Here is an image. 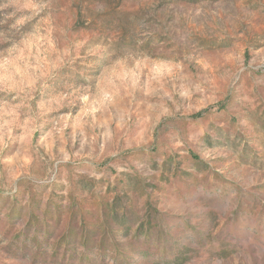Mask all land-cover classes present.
I'll return each mask as SVG.
<instances>
[{
    "label": "rangeland",
    "instance_id": "374dc122",
    "mask_svg": "<svg viewBox=\"0 0 264 264\" xmlns=\"http://www.w3.org/2000/svg\"><path fill=\"white\" fill-rule=\"evenodd\" d=\"M0 264H264V0H0Z\"/></svg>",
    "mask_w": 264,
    "mask_h": 264
},
{
    "label": "trees",
    "instance_id": "16d2710c",
    "mask_svg": "<svg viewBox=\"0 0 264 264\" xmlns=\"http://www.w3.org/2000/svg\"><path fill=\"white\" fill-rule=\"evenodd\" d=\"M198 114V113H197ZM199 115V114H198Z\"/></svg>",
    "mask_w": 264,
    "mask_h": 264
}]
</instances>
